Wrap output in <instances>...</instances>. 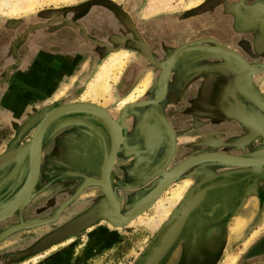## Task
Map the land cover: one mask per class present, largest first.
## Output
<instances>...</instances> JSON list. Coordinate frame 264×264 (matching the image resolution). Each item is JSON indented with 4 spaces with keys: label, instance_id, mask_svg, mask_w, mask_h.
<instances>
[{
    "label": "flooded vegetation",
    "instance_id": "flooded-vegetation-1",
    "mask_svg": "<svg viewBox=\"0 0 264 264\" xmlns=\"http://www.w3.org/2000/svg\"><path fill=\"white\" fill-rule=\"evenodd\" d=\"M238 2L243 8L251 7L253 4L245 0H238ZM262 5L258 4L257 14L246 13V9H243L240 15L231 16L232 30L227 31V28L225 30V27H222V32L216 34L229 44L225 46L214 45L215 38L211 36L186 40L185 30L176 33L178 41L175 43L170 28L163 27L157 30L153 26L150 27L151 24L148 25V22L138 27L133 26L131 31L125 33L121 27L124 23L122 25L119 21L121 26L114 27L117 30L115 37L106 36L101 39L103 42L79 25L80 30L74 31L78 34L77 37L61 34L63 38L62 41H58V45L64 48L59 52L49 53L47 56L50 58L45 59L47 53L45 44L38 50L35 68L40 64L42 70L34 71V67L32 69L29 67L24 73L26 80L34 77L37 80L35 84L38 87L43 85L45 88L47 84L57 86L68 81L73 88L67 102L80 100L82 93L76 89L84 84L91 71L94 60L93 50L98 49L96 53L99 51L113 53L117 50L138 47L146 53L150 64L162 67L158 78H150L149 86L145 90L155 94H152L148 102L135 98L136 102H133L132 111L125 113L124 122L109 116L123 131V150L133 152L130 157L133 164L126 172L128 182L117 176L116 165L119 160L121 142L112 168L105 178L106 187L117 204L120 216L129 215L147 197V195L145 198L141 197L151 182V174L145 172L149 169L146 167L148 165L146 160H153L154 154L162 150L160 147H164L167 151L163 164L169 169L160 168L156 172L161 177L159 181L162 180L163 173L169 174L188 159L201 155L222 154L248 159L264 158V8ZM88 10L90 9L80 8L77 13L83 15ZM108 27L113 29L110 23ZM46 28L52 29L50 33L60 35L61 28L54 26H46ZM144 33L158 38V41L149 44L141 41L140 37ZM206 39L213 41L203 42ZM156 44L162 46L160 48L162 53L158 51L160 55H164V58L158 62L153 49ZM220 55L224 57L223 61H220ZM47 60H52L53 65H47ZM20 66L23 65L20 63ZM122 74L123 72L120 73L118 82L121 81ZM134 89L128 95L123 90L118 91L119 100L123 98L122 102L125 101ZM42 96L43 101L49 97L45 94ZM55 107L57 106L53 108ZM121 108L119 115H121ZM50 110L48 109L47 112ZM75 114L85 115V113ZM59 119V117L54 119L44 130L41 140L43 147L45 143L52 140H68L66 142L68 147L65 149L68 150L69 155H72L71 152H75L73 145L76 143L65 138L67 136H57L64 125L63 121L59 123ZM206 161L191 165L169 180L170 184L163 195L167 200L164 206L171 203L173 206L164 218L166 223L162 229L163 235L161 238H155L149 247L147 258L161 245L150 262L169 245L164 255L155 264H213L217 260L219 250L224 246L225 229L232 216L249 210L255 211L258 216L262 213L264 166L238 168L219 160ZM86 179L99 182L101 170L97 178ZM159 181L153 185L151 191L156 188ZM21 182H23L22 178L19 179L18 184ZM85 183L86 180L82 186L65 194L56 192L53 201L49 203L51 205L47 207L32 206L30 213L27 211L28 207H24L22 213L15 214L5 227L18 224V216L23 219L19 222L21 228H26L25 222L39 221L40 223L32 229L37 230L36 243L39 239L41 241L48 236L50 229L62 230L67 223L83 214H90L91 220L100 218L107 221L106 216L111 212V205L104 191L98 184L83 187ZM124 183L132 184L129 188L131 193L128 201H125L119 193ZM182 186L184 190L176 195ZM17 189L12 191L5 200V202L8 201L7 204L11 202L13 194L18 192ZM34 194H38L35 186L30 202L33 201ZM193 201L196 204L181 222L182 225H179L183 218L180 215ZM156 204L143 215L148 212L155 213L158 205ZM165 213L166 211L162 214ZM70 233L65 230L59 236ZM70 236L72 235L58 239L52 246L63 244ZM263 248L264 236L251 248L250 257L257 256Z\"/></svg>",
    "mask_w": 264,
    "mask_h": 264
},
{
    "label": "rangeland",
    "instance_id": "rangeland-1",
    "mask_svg": "<svg viewBox=\"0 0 264 264\" xmlns=\"http://www.w3.org/2000/svg\"><path fill=\"white\" fill-rule=\"evenodd\" d=\"M19 1L21 0H0V160L9 157L8 162L0 167V213L13 204L25 191L27 178L35 158V153L30 150L29 144L37 127L48 113L72 102H85L95 106L99 105L109 116L124 122L125 113L132 111L133 104L131 106L126 104L124 108H121V115H119L123 98L119 100L118 91L123 90L128 95L134 88V91L140 89L142 83H146L142 95L136 100L144 99L148 102L152 98L153 92L145 90L149 86L150 78H158L162 68L150 64L147 61L146 53L141 48L130 47L125 50H117L127 54L123 67L119 71L123 72L121 81L118 82L119 73L114 80H109L106 95L94 102L90 98L83 100L82 97L85 96L87 87L98 69L109 61L108 59L114 52H117L106 53L104 51L102 53L99 51L96 53L98 50L96 49L92 52L94 60L91 71L84 84L76 89L82 93L80 100L67 102L73 87L68 81H65L55 86L52 96L46 97L43 101L40 91H36L37 80L32 77L33 79L27 81L26 74H24L26 71H21L22 68L28 69L29 67L31 69L34 67V71L42 70L40 64L37 67L39 69L35 68V63H37L38 50L43 44H45L44 48L47 52L45 59L50 58L47 56L49 53L53 54L52 52L56 53L64 48L61 47L62 45H58V41H62L63 38L61 34L67 37L76 36L78 34L74 31L80 30L78 28L81 25L98 40L106 36L115 37L117 30L114 27L119 26L118 22L120 21L122 25L124 23L125 27L120 26L125 33L131 31L133 26L138 27L148 22V25L151 24L150 27L153 26L157 30H161L163 27L170 28L175 43L178 41L176 33L185 30L186 40L211 36L215 38V41L206 39L203 42L213 41L216 46H225L229 44H226L216 34L222 32V27H225V30L227 28V31L232 30V15H240L243 9H246V13L257 14L258 4H263L264 8V0H245L253 4L251 7L244 8L238 4V0H156V2L155 0H36V5H33L32 10L11 11V5H7V3ZM84 7L90 10L86 14L79 15L78 9ZM58 22L62 23L58 25L56 24ZM109 23L113 29L107 28ZM46 26L61 28L60 35L50 33L52 29H47ZM140 39L147 44L158 41V38H153L145 33L141 35ZM101 42L103 41L101 40ZM160 48L162 46L157 44L153 48L156 52L157 62L164 58L163 54H159ZM219 58H221L220 61L224 60L222 55ZM20 63L23 66H20ZM49 64L53 65L52 60H47V65ZM43 65L45 66V64ZM55 100L57 101L55 102ZM54 106L57 107L53 108ZM48 109L51 110L47 112ZM43 112H45L44 115ZM83 117L85 118L83 119ZM59 118V123L63 121L64 125L58 131L57 136H67L65 138L75 141L76 144L73 145L75 152H71L72 155H69L68 150L66 151L68 140H52L45 143L44 147L41 142L43 154H41L39 171L34 183L38 194H34L33 201L30 202L31 192L21 208L0 221V264H145L149 247L155 238H161L163 235L162 229L166 223L164 218L173 206V203L164 206L167 201L166 197L160 200L155 208V213L148 212L140 220L121 229H112L106 219L105 221L100 218L91 220L90 214L87 213L67 223L62 230L46 228L50 229V234L35 243L37 230L32 229L37 223H40L39 221L29 223L24 220L26 228H21L19 222H22L23 219L18 216V224L5 227L15 214L22 213L24 207H28L27 211L30 213L32 206L40 205L41 208L51 205L49 203L53 201L55 193L58 191L62 194L74 191V188L82 186L85 180L86 183L83 187L93 184L88 182L90 179L86 178H97L107 160L113 140L109 126L101 118L90 113H85V115L71 113L61 115ZM77 129L79 130L77 131ZM118 136L121 146L116 165L117 176L128 182L126 172L133 164L130 158L133 152L123 150L124 134L120 128ZM79 137L80 139H78ZM160 148L162 150H158L154 154L153 160H146L148 162L146 167L149 169L145 172L151 174V182L149 188L145 190L146 193L143 191L141 197L145 198L146 195L148 197L153 192L154 189L151 191V188L161 178L156 172L160 168L169 169L163 164L167 151L164 147ZM21 178L23 182L18 184ZM15 182L18 184V189ZM131 186V183H124L123 188L119 189L120 196H123L125 201H128ZM15 189L18 192L13 194L11 202L7 204L8 201L5 202V200ZM182 190H184V186L181 187ZM32 191H34V186ZM147 197L143 198L144 200L138 207ZM195 204L196 202L193 201L185 208L180 215V217H184L182 221L185 220ZM164 211L166 213L162 214ZM261 211L259 216L255 211L250 210L232 216L233 218L225 229L227 240L225 239L224 246L219 250L217 260L213 264H264V248L257 256L250 257L251 248L264 236V207ZM81 220H85V223L82 224ZM78 221H81L80 224L71 228ZM65 230L71 232L67 235L72 236L63 244L52 246L58 239L67 237V235L59 236ZM160 247L161 245L153 251L149 261Z\"/></svg>",
    "mask_w": 264,
    "mask_h": 264
},
{
    "label": "bare ground",
    "instance_id": "bare-ground-1",
    "mask_svg": "<svg viewBox=\"0 0 264 264\" xmlns=\"http://www.w3.org/2000/svg\"><path fill=\"white\" fill-rule=\"evenodd\" d=\"M155 2H156V0H155ZM35 3H36V0H21L19 2H15V3H11V4L7 3V5H11V7H12V10L11 11H17V10L19 11V10H22V9L32 10V7H33V5ZM3 5H5V4L3 3ZM126 55L127 54L124 53V51L123 52H118V51L117 52H114V54L111 56V58L108 59L109 61L106 62V63H104L103 65H101V67L98 69V72L95 74L92 82L89 83V85L87 87V92H86L85 96L82 97L83 100H86V99H89L90 98L94 102V100H96V99H98V98L106 95L107 89H108V86H109V80H111V79L114 80V78H116V73L119 72L120 69L123 67L124 61L126 59ZM145 86H146V83L142 84V87L140 89H137V90L133 91V93H131L125 99V101L121 102L120 108L123 107L124 104H126V103H128L131 106L133 104L134 100H135V97L138 98L143 93V89H144ZM76 107L96 108L97 110H100L103 113L107 114V112H105L103 110V108L100 107L99 105H96L95 106V105H92V104H86L85 102L84 103H75L74 102V103H71V104H67V105H64V106H60V107L54 109L53 111H55V110H57L59 108H61V109H66V108L67 109L68 108L72 109V110H69V112H63V113L59 114L58 117L61 116V115H64V114H68V113H80V112H77L76 110H73V108H76ZM53 111H51V112H53ZM50 113H48L46 116H48ZM91 113H93V112H91ZM94 115L98 116L105 123H107L104 120V116H101L100 114H97V113H95ZM113 123H114V126H110V124L107 123L108 126H109V128H110V130H111V136H112V140H113V145L111 147V150H110V153H109V155L107 157V160H106V162L104 164L103 171L105 170V168L107 167V164L109 163V158H110L112 149L113 148H116V145H117L116 142H118L119 145H120L119 136H118V129L119 128H118L117 124L114 121H113ZM43 133H44V131H43ZM43 133H42V135H43ZM34 136H35V134H34ZM41 140H42V136H41ZM29 148H30V150L32 149L31 146H29ZM31 151L34 153V150H31ZM219 156H223V155L222 154H206V155L197 156V157L188 159L186 162H184L183 164H181L180 166H178L177 168H175L169 174H165V173H163V172L160 171V173H163L162 174V176H163L162 177V180L157 184L156 188L148 196V198L139 206V207H141V206L145 205L144 206L145 208L142 210V212L139 213L137 216H133L132 218L127 217L128 215L125 216V217H123L122 215L120 216L118 214L117 204L113 201L112 198L110 199L108 197L107 198L108 199V202L111 205L110 206L111 207V212H109L107 214V216H106L107 219H108L107 222H108L109 226L112 229H120V228H122L124 226H128L130 224H133L137 220H140L142 218L143 214L147 210H149L154 204H156V203L158 204V202H160V200L162 199L163 195L167 191V186L170 184V181L169 180L173 176L176 177L177 175H179L178 174L179 172L183 171L184 169L190 167L191 165H193V164H195L197 162L206 161V160H201V159H204V157H206L207 160L228 161V160H224V159H221V158H217ZM225 156H227V155H225ZM245 159H248V158H245ZM250 159H252V158H250ZM256 159H259V158H256ZM8 160H9V157L8 158H3L0 161L5 163ZM30 171H31V169H30ZM29 175H30V173H29ZM29 175H28V178H27V185H26L25 191L20 195V197L13 204H11L7 209H5L3 212L0 213V221H2L4 219L8 218L9 216H11L17 209L21 208V206L24 205V203L26 202V200L29 198V195L31 194V192L33 190L34 183H35L34 182V179H33L32 190H31V192L28 195L27 194V190H28V186H29ZM89 182L90 183H93V184H98L101 187V189L104 191V194H105V191H106L105 190L106 180L103 181L101 179L99 182H96V181H93L92 180V181H89ZM180 191L181 190H179L178 192H176V194H179ZM139 207H137V208H139ZM134 211H132V212H134ZM132 212H130L129 215ZM183 218L179 222V225L181 224ZM236 232H238V231H236ZM255 233H256V231H255ZM226 262H227V260H226Z\"/></svg>",
    "mask_w": 264,
    "mask_h": 264
},
{
    "label": "water",
    "instance_id": "water-1",
    "mask_svg": "<svg viewBox=\"0 0 264 264\" xmlns=\"http://www.w3.org/2000/svg\"><path fill=\"white\" fill-rule=\"evenodd\" d=\"M69 110H72L70 108H66V109H57L53 112H51L48 116H46L43 121L41 122V124L39 125V127L37 128L36 130V133H35V136L34 138H32L29 146H31V150H34V153H35V158H34V161L31 165V171H30V175H29V186H28V190H27V194L29 195V193L31 192L32 190V186H33V179H34V182H36V178H37V174H38V171H39V165H40V160H41V136H42V133L43 131L45 130V128L47 126H49V124L58 117L59 114L63 113V112H69ZM73 110H76L77 112H80V113H90V114H100L101 116H104V120L110 124V126H114V123L113 121L111 120V118L103 113L102 111L100 110H97L96 108H87V107H76V108H73ZM90 110V111H89ZM89 111V112H88ZM93 112V113H91ZM68 114H71V113H68ZM64 115H67V114H64ZM106 123V124H107ZM107 124V125H108ZM117 140V139H116ZM116 148H113L112 151H111V155H110V158H109V163L107 164V167L105 168V170L103 171V168H104V165L103 167L101 168V179L104 181L105 178L107 177V175L109 174L111 168H112V165H113V162L115 160V156H116V153L118 151V148H119V143L116 142ZM217 158H221V159H224V160H228V161H220V162H225V163H230L231 165L235 166V167H238V168H254V167H261V166H264V158H259V159H256V158H252V159H245V158H238V157H233V156H219ZM201 160H207L206 157H204V159H201ZM218 161V160H217ZM1 162V161H0ZM8 162V161H7ZM7 162H1L0 163V167L4 166ZM207 162V161H205ZM26 185H27V182H26ZM26 185H25V188H26ZM35 186V185H34ZM103 188V187H102ZM104 189V188H103ZM105 194L107 196V198L109 197L111 199V196H110V193L108 192V189L105 185ZM33 192V191H32ZM145 205L137 208L134 212H132L130 215H128L127 217L129 218H132L133 216H137L139 213L142 212V210L145 208L144 207ZM14 208V207H13ZM12 210V209H11ZM83 221V220H81ZM81 221H78L76 222L71 228H73L76 224H78L79 222ZM85 223V221H84ZM80 227V226H79ZM78 227V228H79ZM5 237V236H4ZM3 237V238H4ZM164 237V236H163ZM162 237V239H163ZM2 238V239H3ZM169 245L166 246L162 252L159 254V256L152 260L151 262L149 261V258H147L145 264H155L161 257L162 255L165 253V251L168 249Z\"/></svg>",
    "mask_w": 264,
    "mask_h": 264
},
{
    "label": "crops",
    "instance_id": "crops-1",
    "mask_svg": "<svg viewBox=\"0 0 264 264\" xmlns=\"http://www.w3.org/2000/svg\"><path fill=\"white\" fill-rule=\"evenodd\" d=\"M23 70H21L22 72H25L27 69L26 68H22ZM48 86H46V88L42 85V86H36V91H40L41 94H45L47 96H52V92L54 91L55 88V84H47ZM59 85V84H58Z\"/></svg>",
    "mask_w": 264,
    "mask_h": 264
}]
</instances>
